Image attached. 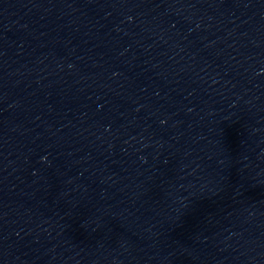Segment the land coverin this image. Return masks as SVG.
Returning a JSON list of instances; mask_svg holds the SVG:
<instances>
[{
    "label": "water",
    "instance_id": "water-1",
    "mask_svg": "<svg viewBox=\"0 0 264 264\" xmlns=\"http://www.w3.org/2000/svg\"><path fill=\"white\" fill-rule=\"evenodd\" d=\"M0 264H264V0H0Z\"/></svg>",
    "mask_w": 264,
    "mask_h": 264
}]
</instances>
